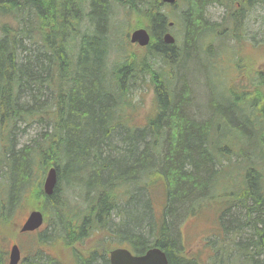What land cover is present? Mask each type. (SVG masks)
I'll return each instance as SVG.
<instances>
[{
	"label": "trees",
	"instance_id": "1",
	"mask_svg": "<svg viewBox=\"0 0 264 264\" xmlns=\"http://www.w3.org/2000/svg\"><path fill=\"white\" fill-rule=\"evenodd\" d=\"M112 1L0 0V132L12 120L19 128L17 123L31 115L36 101L43 103L39 120L53 126V137L49 131L44 133V126L39 135L46 143L41 146L43 141L37 139L39 149L31 151L30 144L16 148L10 131L12 147L6 143L5 160L0 161L1 174L7 159L14 160L15 184L6 208L17 205L26 190H41L38 181L32 184L27 178L29 167L33 171L34 152L42 169L57 167L58 187H70L72 178V192L66 195L74 194L75 201L83 196L76 213L65 211L66 204L55 189L58 229L42 240L62 238L64 242L58 240L69 252L64 256L38 253L27 264H109V252L116 246L137 253L158 246L169 264H243V255H247L245 264H264V170L259 168L264 167V122L250 125L249 111L239 102L251 110L257 102L247 94L233 89L220 95L216 89L211 91L195 50L224 26L211 25L205 15L215 0H182L187 5L183 13L187 56L178 90L171 77L174 73L166 68L177 64L181 49L176 41H164L170 24L162 0H130L131 8H141L149 21L151 58L166 63L145 62V67L136 69L129 57L110 62ZM232 12L230 7L228 20L240 18ZM6 17L15 24L2 23ZM230 37L227 31L222 33L223 39L231 41ZM116 45L122 49V43ZM146 76L153 84L158 112L141 126L131 123L129 113L140 105L134 87L147 81ZM42 96L55 99L56 105L52 101L46 105ZM233 132L240 134L234 137ZM252 145L257 147L255 161L250 156ZM241 156L246 164L230 175L231 193L220 217L221 229L235 235L220 245L209 263L187 257L179 221L196 214L199 201L211 197L213 187L223 180V169L238 164ZM152 178L165 183L161 219L146 190ZM4 211L5 202L0 200V219ZM246 230L250 234L243 241L239 237Z\"/></svg>",
	"mask_w": 264,
	"mask_h": 264
},
{
	"label": "rangeland",
	"instance_id": "2",
	"mask_svg": "<svg viewBox=\"0 0 264 264\" xmlns=\"http://www.w3.org/2000/svg\"><path fill=\"white\" fill-rule=\"evenodd\" d=\"M60 1V0H59ZM63 1V0H62ZM112 1V0H111ZM225 3L229 4L232 0H223ZM256 1V0H255ZM260 2V5L250 8L249 12L250 15L247 17H240L236 20H228L229 17L227 12V7L218 3H211L207 6L205 10V15L209 20L211 25L220 24L224 25L220 27L221 33H224L228 30L237 31L236 38L230 40H225L222 37L217 38L216 44L220 42V47H217L215 51V55L213 57L208 56L201 51L207 48V43L210 41V36L205 39L204 42H199V46L196 50L197 57L200 60L201 65L204 67L205 72L207 74L208 84L210 86L211 91L215 90L216 87L218 88L220 95L222 90L227 87H230L233 83L239 84L245 80H248L252 74H243L239 71L238 77L233 81V79L237 76L236 73V63L238 62L237 56L241 52V45L245 46H252L249 50L254 55L255 68L258 70L261 68L264 69V0H257ZM215 2H218V0ZM111 9L114 10L113 14L110 16V21L115 30L113 37H115V41L113 42V50L110 52V62L114 64L117 61H120L122 57H129L130 61L134 62L136 65L133 69L138 68L139 66L145 67V62L151 63L154 65L164 66L166 63L163 62H154L153 58H151L149 50L146 47H142L138 44H131L128 40V35L136 28L137 24H145L149 26V21L147 18L145 19L143 16V11L141 8L136 7L132 9L130 6V0H126L125 5H120L116 1L110 2ZM171 7L163 6V11L167 12L168 15V23L172 22L170 27L169 25V32L176 39V44L178 48L181 49L180 56L178 57L177 63L173 67H168L166 69L171 70L174 73L171 77L174 80L175 88L178 90V87L181 86V66L185 57L187 56V44L184 40V24H183V13L184 10L187 8V5L184 4H177L176 6L169 4ZM89 10V8H88ZM111 10V11H112ZM227 19V20H226ZM3 20V18H1ZM230 21V22H229ZM3 22H8L10 24H15V21L11 17H6ZM1 23V22H0ZM237 24H241L240 27L237 28ZM134 27V28H133ZM245 29V30H244ZM217 32V31H216ZM219 32V31H218ZM249 37L246 36V33ZM217 34V33H216ZM250 34H253L252 37ZM122 43V49L118 48L116 44ZM128 43V44H127ZM175 43V42H174ZM124 44H127L126 46ZM173 44V43H172ZM203 46V47H202ZM126 47V49H125ZM125 51L128 52V55L125 56ZM169 62V61H168ZM254 65V62L251 64ZM250 65V66H251ZM54 68V66H53ZM55 69L52 70L51 74H53ZM51 76V75H50ZM49 79V78H47ZM147 81H143L142 84L136 85L135 89V100L139 102V106L130 112V118L132 123H144L147 117H153L157 112L158 103L156 101V95L154 91L153 84L149 81V77L146 76ZM53 85V84H52ZM198 85V84H196ZM216 86V87H215ZM50 93V91H49ZM199 93V92H198ZM25 95V94H24ZM260 95H261V107L262 113L261 116L257 119H254L250 116L252 120L250 123L251 126L255 122H264V79L261 80L260 83ZM52 100V98H49ZM42 100L45 102L46 105L49 106L46 96H42ZM221 100V99H219ZM23 99L21 100V102ZM53 106L54 103L56 105L55 99L52 100ZM239 105H244L245 109L249 111V107L246 106L243 102H239ZM43 109V103L40 101L34 102V106L31 111L34 113H39ZM54 109V107L52 108ZM32 113V112H31ZM32 114L30 117L24 119L23 121H19L17 125L19 128H14V121H10L6 128L1 129L0 132V161L5 160V151H6V143L9 144L7 146L12 147V140L10 142L9 139V132L12 131L15 137V147L18 148L23 144H30L31 148L39 149L37 146V139L42 141V136L38 134L41 129V121ZM235 115V114H234ZM237 120L239 118L236 117ZM233 123H236L233 121ZM262 126V125H261ZM233 127V125H231ZM264 129V126H262ZM240 133H238L239 135ZM234 137H238L236 133H231ZM12 136V135H11ZM231 137V136H230ZM256 139V138H255ZM254 142V139H251V143ZM256 142L259 143V140L256 139ZM255 142V143H256ZM44 145V142L41 143V146ZM256 148L254 145L251 146L250 149V156L252 160H256ZM263 149V148H262ZM258 150V149H257ZM29 151V152H30ZM33 165L32 170L29 167V174L28 179L29 182L38 180V177L42 174V167L41 164L38 163L37 155L32 156ZM226 163H229L227 159L223 160ZM246 162H244L243 157H240V161L238 164L233 163L228 167L223 169L224 177L221 182L215 185L211 192V197H205L199 201L198 210L196 214H190L186 216L184 219L181 218L179 223L180 229L179 236L181 245L183 246L184 252L185 250L188 252L189 256L195 257L197 259L206 260L207 263L210 262L214 255L218 252V248L224 242H229V239L235 235L234 232H229V234L222 228L221 229V222L220 217L222 212L226 209V198L227 195L231 193V187L233 184L232 177L230 176L232 173L235 172L237 167H244ZM260 169L264 170L263 166H259ZM233 170V171H232ZM14 160L13 157L7 159V163L3 164L0 174V200L5 202V210L7 201L10 198L11 191L13 189L14 183ZM33 177L35 180H33ZM159 183L155 186L156 183ZM71 186L65 185L66 188L72 189L73 182L72 178L70 179ZM28 185V184H27ZM146 190H149L150 196L152 198L154 204V210L157 214L159 219L162 218V210L164 208L166 202V189L165 183L162 180H157L155 178L151 179L150 187ZM147 193V192H146ZM60 200L66 201L67 209L71 207V209H78L79 202H76L73 197L67 196L66 194H62L59 197ZM23 204L21 205V211L23 210ZM232 208L231 210H233ZM3 217L1 216L0 221V240L2 238V233L6 227L9 226L10 221L6 222L4 216L8 213L4 211ZM25 215L21 212L15 214L13 216V227L6 230V242L3 245H0V264H6L8 258V252L12 245V241L14 240V236L16 234V229L18 226L24 221ZM70 219V217H69ZM68 221V219H67ZM244 228V224L241 225ZM48 225H45L40 231L36 233H44L46 229H48ZM51 228L47 231L49 232ZM241 230V229H239ZM239 232V231H238ZM25 234V233H24ZM249 230L243 232V234L239 237V239L246 241L247 236H249ZM232 235V236H230ZM20 246V250L23 254V257L30 256L34 253L37 247V240L33 239V237H24L17 240ZM44 249L48 252H51L56 255L64 256L68 249H66L58 239L55 241L44 244ZM187 254V253H186ZM185 254V255H186ZM247 255L242 256L241 262L243 264L247 263L245 261ZM263 257V256H262ZM232 259V257L230 258ZM250 258H247V260ZM206 264V263H201Z\"/></svg>",
	"mask_w": 264,
	"mask_h": 264
},
{
	"label": "water",
	"instance_id": "3",
	"mask_svg": "<svg viewBox=\"0 0 264 264\" xmlns=\"http://www.w3.org/2000/svg\"><path fill=\"white\" fill-rule=\"evenodd\" d=\"M168 2H174L175 0H164ZM132 41H139L141 44H147L150 40L148 31L144 28L137 29L132 34ZM167 42H173V36L168 33L165 35ZM52 169V170H51ZM45 183V187L55 182V171L51 168ZM35 217L37 212H34L24 229H33V223H35ZM20 260V250L17 245L12 247L10 251V262L9 264H17ZM109 264H168V257L164 250L159 247H150L146 252L142 254H135L127 248H114L110 251Z\"/></svg>",
	"mask_w": 264,
	"mask_h": 264
},
{
	"label": "flooded vegetation",
	"instance_id": "4",
	"mask_svg": "<svg viewBox=\"0 0 264 264\" xmlns=\"http://www.w3.org/2000/svg\"><path fill=\"white\" fill-rule=\"evenodd\" d=\"M214 3H218V4H221V5H224L225 7H227L226 4H224V3L220 2V1L214 2ZM257 5H260V2L257 1V0L256 1L255 0H245V1L244 0H236V1H234L232 3V9H233L232 14H234V16H236V18H238V17H247V16L250 15V12H249L250 8L255 7ZM227 12H228V15H229L230 14V8H228V7H227ZM227 32L231 34V37H230L231 39L236 38L237 31L228 30ZM250 35L252 37H254L253 34H250ZM246 36L249 37L247 33H246ZM220 37H222V33H217V34L212 35V37L210 39V41L215 45L216 48L220 47V42L216 44L217 38H220ZM220 40H221V38H220ZM215 51H216L215 49L214 50L210 49V50H207L206 52L208 53V55H210L213 52L215 53ZM201 52L207 55V53L204 50H202ZM243 57H245V58H254V55L251 53V51L243 50ZM256 64H257V62H255V58H254V66ZM255 71H256V69H255ZM257 72H258L257 73L258 76H255L254 83H249V80H246L245 83L243 84L244 88L252 89L258 84V77H259V75L261 73V69H258ZM51 101H52L51 99H48V103L47 104H50ZM260 113H261V104H260V101H258L257 104H256V109H255V112L253 114V117H255L257 115H260ZM33 155H35V152L33 153Z\"/></svg>",
	"mask_w": 264,
	"mask_h": 264
},
{
	"label": "bare ground",
	"instance_id": "5",
	"mask_svg": "<svg viewBox=\"0 0 264 264\" xmlns=\"http://www.w3.org/2000/svg\"><path fill=\"white\" fill-rule=\"evenodd\" d=\"M170 24H172V22H170ZM168 33H170V32H166L165 35L168 34ZM165 35H164V41H165L166 43H170V44H172V43H174V42L176 41L175 37L173 36V39H174L173 42H167V41L165 40ZM86 196H87V195H86Z\"/></svg>",
	"mask_w": 264,
	"mask_h": 264
}]
</instances>
